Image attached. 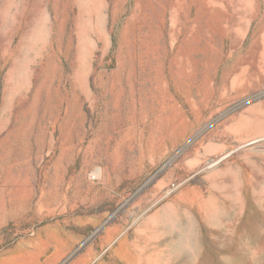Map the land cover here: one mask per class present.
Segmentation results:
<instances>
[{
  "label": "rangeland",
  "instance_id": "obj_1",
  "mask_svg": "<svg viewBox=\"0 0 264 264\" xmlns=\"http://www.w3.org/2000/svg\"><path fill=\"white\" fill-rule=\"evenodd\" d=\"M0 264H264V0H0Z\"/></svg>",
  "mask_w": 264,
  "mask_h": 264
}]
</instances>
